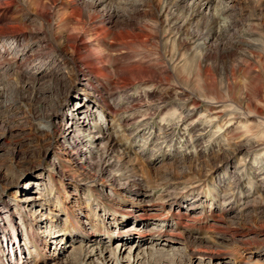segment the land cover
I'll return each instance as SVG.
<instances>
[{"label": "rangeland", "instance_id": "374dc122", "mask_svg": "<svg viewBox=\"0 0 264 264\" xmlns=\"http://www.w3.org/2000/svg\"><path fill=\"white\" fill-rule=\"evenodd\" d=\"M77 2L89 5L90 0ZM246 2L213 0L195 15L193 0H138V13L145 14L148 25L159 22L150 30L162 38L148 50L151 61L160 60L170 74L156 67V75L164 80L158 85H127L119 76L98 74L95 79L96 74H90L101 95L112 101L113 119L97 108L88 116L89 124L75 131L67 129L64 118L78 97L85 94L93 107L95 97L75 82L56 55L36 41L31 48L44 54L40 59L16 60L15 52L0 57V264H6L10 254L14 260L27 256L17 248L24 243L30 247L24 236L28 224L40 244L32 253L33 264H98L84 261L78 244L71 249L76 233L68 215L84 224L86 214L94 211L95 221L102 223L115 214L122 230L133 225L131 215L137 209L168 202L193 209V222L187 223L192 227L183 230L177 242L156 245L153 252L144 249V255L143 248L133 253L138 264H207L189 252L194 237L215 228L214 220L223 229L214 235L222 264L247 258L248 264H264V100L247 106V97L235 87L243 80L226 76L231 60L253 61V53L264 54V39L254 27L251 9L243 6L250 7ZM105 5L122 7L118 0ZM211 16L218 20L213 31L208 27ZM135 52L139 59L142 50ZM120 58V65L128 62ZM142 58L145 65L152 64ZM98 65L115 69L111 63ZM261 79L249 84V92ZM95 120L100 133L90 125ZM105 160L112 167L104 165ZM187 180L202 182L200 190L183 196ZM38 189L50 196L47 203L66 231L56 250L45 244L42 228L31 220L37 207L24 201ZM199 219L204 227L199 228ZM98 224L97 234L103 235V224ZM104 236L111 250L122 244L121 238L109 241ZM126 256L127 251L122 263Z\"/></svg>", "mask_w": 264, "mask_h": 264}, {"label": "bare ground", "instance_id": "6f19581e", "mask_svg": "<svg viewBox=\"0 0 264 264\" xmlns=\"http://www.w3.org/2000/svg\"><path fill=\"white\" fill-rule=\"evenodd\" d=\"M106 1L110 2L111 0H90L89 5H84L77 2V0H0V57L5 58L10 52H15L16 60L22 57L24 59L29 58L30 56L40 59L44 54L40 51L33 52L31 43L42 42V47L48 50L46 53L49 52L53 53L54 56L56 55L58 60L70 69L75 82L81 83L88 90L85 92L95 97V107L87 103L85 94L83 98L78 97L80 101L75 103L73 112L64 118L67 129H70L69 131L82 129L89 124L88 116H91L95 110L97 112V108L102 109L98 110V112H104L113 119L114 107L113 103H111L112 101H107V96L104 97L105 94L101 95L102 93L98 90L96 83H92L90 74H96L95 79L98 74L104 78H113V76L116 78V76H119L123 79V82H127V85L135 81H142L152 85L162 84L164 80L156 75V67L161 68L163 73L170 74L168 66H163L160 60L154 59L155 62L152 63L151 60L153 59L148 51L156 43L162 41L158 32L153 31L150 33L151 29L158 28V20L153 25H148L145 21L147 20L145 14L138 13V0H118L122 7L115 5L106 6ZM193 1L195 4L190 8L191 14L196 13L195 15H201L203 10L213 2V0ZM246 3L250 7L244 4L243 6L248 11L251 9V15L255 19L253 21L254 27L258 29L264 39V0H249ZM209 21L208 27L210 31H213L218 20L211 16ZM209 35L211 34L209 33ZM44 38L48 39L45 40ZM245 47L247 46L245 45ZM262 48L264 49V44ZM137 50H142L138 54L140 55L139 59H135V51ZM208 56L209 52L203 54L204 59H207ZM120 57L128 60V62L124 63L125 65H120ZM142 57L148 59L149 63L152 64L145 65ZM157 58L159 57L157 56ZM252 60H231L230 67L226 72L227 77L238 75L243 80L242 85L237 82L235 87L238 90V94H244L247 97V103H245L247 106H257V102L264 100V54L253 53ZM99 63H111L115 69L108 71L106 68H101L98 65ZM260 78L262 79L255 84L253 92H249L251 90V87L248 88L249 84L253 80ZM112 82L114 81L112 80ZM115 86L118 88L117 85ZM98 124L95 120L90 125L95 129L97 128L96 131L100 133L101 129ZM105 161L108 163L104 162V165L112 167L110 161ZM113 165L117 167L118 164ZM100 170L103 171L104 167L101 166ZM184 182L185 186L181 191L183 196L191 194L194 190H200L202 181H194L192 183L187 180ZM187 182L190 183L186 184ZM35 193L36 195L30 194L24 197V201H26V205L37 207L36 215L33 216L32 213L30 216L31 220H33V224L37 228H42L40 230L45 244L48 246L52 245L53 249L56 250L58 243L65 239L66 231L61 228L57 213L47 203L50 196L45 194L42 189H38ZM192 210L185 209L182 204H173L171 202L162 204L160 207L157 206L155 209L139 208L131 215L133 225L127 226L122 230L120 229L121 220L118 221L115 214H110V219L108 217L109 220L102 223L98 220L95 221L94 211L92 216L86 214L87 222L84 224L77 223L72 219L71 215H68L70 217L69 221L75 224H72V226L76 233L75 237L71 238V249L74 248L73 244H78L77 247L82 250L81 255L84 261L92 262L96 260L98 264H138V255L132 258L131 256H133V253L138 254L139 249L143 248L140 252H144V255V249L147 252H153L156 245L165 246L168 243L177 242L178 238L184 234L183 230L189 226L190 228L192 227L191 224H187L188 221L193 222V219L189 217ZM198 221L200 228L203 224L200 219ZM218 221H213L216 226L214 229H210L207 235L201 238H193L194 247L190 249V257L206 261L207 264L223 263L224 257L221 256L219 244L214 237L215 233L223 230L218 225ZM98 223L103 224L104 237H107L109 241L121 238L122 244L120 246L117 244L116 248L111 250L108 244L104 243L105 241L103 242L101 238L103 235L97 234ZM111 228H114L113 232H110ZM26 230L24 236L26 237L27 235L26 239L30 243L31 248L25 243L24 245L19 244L18 248L17 246L16 248L21 253L26 251L27 256L14 260L10 254L9 257L7 256L6 264H33L31 256L33 252L37 251L36 249L39 250V239L30 224H28ZM2 233L3 238H8L7 229L3 230ZM262 234L264 235V232ZM126 251L128 257L126 256L125 262L122 263L121 258ZM237 261V264L249 263L248 258L243 262L241 260ZM5 262L3 263L5 264Z\"/></svg>", "mask_w": 264, "mask_h": 264}]
</instances>
